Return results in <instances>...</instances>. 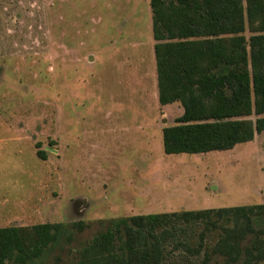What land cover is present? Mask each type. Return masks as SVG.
<instances>
[{"label": "rangeland", "instance_id": "1", "mask_svg": "<svg viewBox=\"0 0 264 264\" xmlns=\"http://www.w3.org/2000/svg\"><path fill=\"white\" fill-rule=\"evenodd\" d=\"M155 43L150 0H0V228L30 244L34 225H65L29 264H79L113 218L264 204V133L164 152L183 106L159 103ZM171 252L170 264L201 262Z\"/></svg>", "mask_w": 264, "mask_h": 264}, {"label": "trees", "instance_id": "2", "mask_svg": "<svg viewBox=\"0 0 264 264\" xmlns=\"http://www.w3.org/2000/svg\"><path fill=\"white\" fill-rule=\"evenodd\" d=\"M150 5L159 103L180 102L184 109L163 129L164 152L228 151L264 133V0ZM38 155L46 159L42 151ZM64 230L63 223L34 225L35 238L27 244L22 228H0V264L33 262ZM215 230L220 233L212 241L206 233ZM177 250L197 254L200 264L215 258L218 264L264 263V204L113 218L80 251L79 264H170L168 256Z\"/></svg>", "mask_w": 264, "mask_h": 264}, {"label": "crops", "instance_id": "3", "mask_svg": "<svg viewBox=\"0 0 264 264\" xmlns=\"http://www.w3.org/2000/svg\"><path fill=\"white\" fill-rule=\"evenodd\" d=\"M158 98H159V91H158ZM174 104H176V103H174ZM161 105V104H160ZM170 105H172V104H169V105H165V106H163L164 108H167L168 106H170ZM162 106V105H161ZM181 112H184V109H183V111H181ZM182 115V114H181ZM181 115H178V116H181ZM164 121V120H163ZM169 121V118H166V122H168Z\"/></svg>", "mask_w": 264, "mask_h": 264}, {"label": "water", "instance_id": "4", "mask_svg": "<svg viewBox=\"0 0 264 264\" xmlns=\"http://www.w3.org/2000/svg\"><path fill=\"white\" fill-rule=\"evenodd\" d=\"M164 122H166V119H164Z\"/></svg>", "mask_w": 264, "mask_h": 264}]
</instances>
